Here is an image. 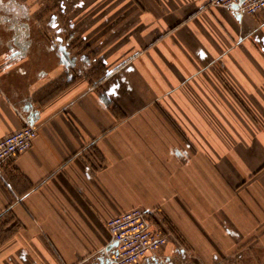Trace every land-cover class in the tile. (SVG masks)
<instances>
[{"label": "crops", "instance_id": "crops-1", "mask_svg": "<svg viewBox=\"0 0 264 264\" xmlns=\"http://www.w3.org/2000/svg\"><path fill=\"white\" fill-rule=\"evenodd\" d=\"M26 122L0 264H107L135 207L169 235L142 264H264V9L0 0V138Z\"/></svg>", "mask_w": 264, "mask_h": 264}, {"label": "built area", "instance_id": "built-area-1", "mask_svg": "<svg viewBox=\"0 0 264 264\" xmlns=\"http://www.w3.org/2000/svg\"><path fill=\"white\" fill-rule=\"evenodd\" d=\"M241 14H256L264 9V0H209ZM37 135V127L26 122L0 138V169L16 155L26 151ZM111 248L105 251L107 264H142L169 241L168 233L154 223V212L135 207L110 217L106 222Z\"/></svg>", "mask_w": 264, "mask_h": 264}, {"label": "rangeland", "instance_id": "rangeland-1", "mask_svg": "<svg viewBox=\"0 0 264 264\" xmlns=\"http://www.w3.org/2000/svg\"><path fill=\"white\" fill-rule=\"evenodd\" d=\"M70 54H68V57H69Z\"/></svg>", "mask_w": 264, "mask_h": 264}]
</instances>
